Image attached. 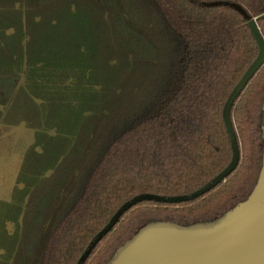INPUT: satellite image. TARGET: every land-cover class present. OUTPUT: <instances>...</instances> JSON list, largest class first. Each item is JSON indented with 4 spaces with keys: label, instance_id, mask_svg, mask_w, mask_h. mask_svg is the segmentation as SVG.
Segmentation results:
<instances>
[{
    "label": "trees",
    "instance_id": "trees-1",
    "mask_svg": "<svg viewBox=\"0 0 264 264\" xmlns=\"http://www.w3.org/2000/svg\"><path fill=\"white\" fill-rule=\"evenodd\" d=\"M23 5L29 63L76 62L94 81L112 68L115 80L99 108L85 101L92 114L58 116L75 138L51 151L50 175L25 179L32 187L19 237L3 222L16 205L0 201V264H107L146 223L187 227L250 198L264 166V61L228 109L235 165L190 195L232 158L224 108L258 53L250 19L264 40V0H0L6 63L21 54Z\"/></svg>",
    "mask_w": 264,
    "mask_h": 264
},
{
    "label": "flooded vegetation",
    "instance_id": "flooded-vegetation-1",
    "mask_svg": "<svg viewBox=\"0 0 264 264\" xmlns=\"http://www.w3.org/2000/svg\"><path fill=\"white\" fill-rule=\"evenodd\" d=\"M21 10L25 35L21 54L12 53L13 60L7 63L0 59V201L16 205V217L3 222L7 230L18 237L32 187L26 180L50 175L53 167L47 165L51 162V151L63 147L68 149L65 138H70V143L75 138V133H68L64 125L57 123L58 116H75L79 111L84 115L92 114L95 108L85 109V101L94 102L99 108L100 103L111 97L115 80L112 68L106 71L104 81H94L89 79L88 74L81 75L82 66L76 62L71 66L45 59L29 63L24 5ZM35 18L39 19V16ZM13 31V27L6 29V33ZM36 49L33 53L42 57L44 51H39L40 54L36 53ZM83 49L80 47V50ZM109 62L115 63L116 59ZM5 80L10 81L7 88ZM50 95L54 96V109ZM62 156V153L59 154L56 162ZM37 165L45 167H42V172L35 170Z\"/></svg>",
    "mask_w": 264,
    "mask_h": 264
},
{
    "label": "water",
    "instance_id": "water-1",
    "mask_svg": "<svg viewBox=\"0 0 264 264\" xmlns=\"http://www.w3.org/2000/svg\"><path fill=\"white\" fill-rule=\"evenodd\" d=\"M250 28L256 38L258 44V53L255 59L251 62L248 68L243 73L242 77L240 78L239 83L235 86L234 91L230 94L226 106L224 108V120L227 125V131L229 134L231 146L233 149V154L230 162L227 166L220 172V174L215 177V179L205 186L204 188L199 189L195 193L191 194L190 196L197 194L204 189L208 188L212 183H215L220 177H222L225 173L230 171L232 167L235 165L237 158H238V149L235 139L234 130L229 122L228 117V109L229 106L235 96V93L239 90L240 86L248 81L250 76L257 70V68L262 64L264 61V40L262 35L258 29V26L255 22V19H250L248 21ZM264 169V166H263ZM262 169V173H263ZM262 173L260 176V182L262 181ZM259 182V181H258ZM257 183V187L260 184ZM257 188L255 187L252 195L250 198L241 203L247 204L253 197L256 192ZM141 197H152L151 195H142ZM189 196H180V197H168L165 199L173 200V199H182L188 198ZM139 197H134L130 201L126 202L114 215V217L109 221L107 226L102 230V232L107 231L113 223L116 221L118 215L121 211L130 206L131 204L135 203ZM157 198V197H156ZM159 198V197H158ZM240 205V204H239ZM231 221V222H230ZM188 227V226H187ZM191 231L187 233H176V238L180 239H192V240H204L209 237L214 236H223V237H233L232 244H228L226 246L225 253L222 254L220 257H192L187 259H180L174 258L169 259L172 260L169 264H264V195L261 196L259 201L254 205L252 208H247V210L242 213L239 217L232 219H228L223 224H219L215 226L212 230L208 231L206 234L202 235L198 233L199 230L195 228H191ZM101 236V233L98 235V238ZM136 250L133 248L129 250V252L121 253L120 257L116 260L118 264H122L125 259H128ZM167 260V261H169ZM165 262V261H164ZM165 264V263H164Z\"/></svg>",
    "mask_w": 264,
    "mask_h": 264
},
{
    "label": "rangeland",
    "instance_id": "rangeland-1",
    "mask_svg": "<svg viewBox=\"0 0 264 264\" xmlns=\"http://www.w3.org/2000/svg\"><path fill=\"white\" fill-rule=\"evenodd\" d=\"M114 87V85H112ZM109 95V94H108ZM106 101V100H105ZM108 112V110H105ZM264 144V130H263ZM260 182V179H259ZM258 182V183H259ZM256 186L254 197L247 204L233 207L228 213L217 216L210 221L196 222L188 227L175 225L167 221L146 223L140 226L128 241L122 245L115 256L107 264H118L116 260L121 253L129 252L136 248L134 253L122 264H169L174 258L187 259L192 257H220L225 253L226 246L232 244L233 237L214 236L204 240L176 238V233H187L195 228L202 235L212 230L215 226L223 224L228 219L239 217L247 208H252L264 195V169L262 181ZM231 222V221H230ZM176 232V233H175ZM172 259V260H169ZM169 260V261H167ZM165 261V262H164Z\"/></svg>",
    "mask_w": 264,
    "mask_h": 264
}]
</instances>
